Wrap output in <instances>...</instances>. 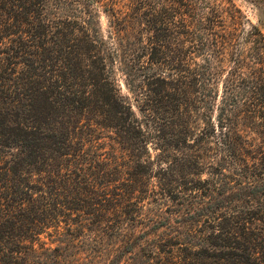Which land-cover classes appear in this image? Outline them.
I'll return each mask as SVG.
<instances>
[{
    "label": "trees",
    "instance_id": "16d2710c",
    "mask_svg": "<svg viewBox=\"0 0 264 264\" xmlns=\"http://www.w3.org/2000/svg\"><path fill=\"white\" fill-rule=\"evenodd\" d=\"M137 248L264 264V33L233 0H0V264Z\"/></svg>",
    "mask_w": 264,
    "mask_h": 264
},
{
    "label": "rangeland",
    "instance_id": "374dc122",
    "mask_svg": "<svg viewBox=\"0 0 264 264\" xmlns=\"http://www.w3.org/2000/svg\"><path fill=\"white\" fill-rule=\"evenodd\" d=\"M244 12V14L247 16V18L251 21V23L257 25L261 31L264 33V0H233ZM108 19L107 16L103 13L100 15V31L102 35L107 36L108 35ZM116 77H117V83L120 88V91L123 95L127 96L129 98V101L133 104V108L136 112L138 102L136 101L137 95L135 93H131L125 84V78L124 74L119 70L118 63L116 64ZM153 151V150H152ZM155 153V152H153ZM143 212V211H141ZM146 211L141 214L142 218L146 216ZM132 214H135L132 212ZM140 214V213H139ZM129 226H135L139 224L138 223H132V221L128 220L127 223ZM44 241L48 242V238L44 237L42 238ZM110 242V241H107ZM117 253H112L111 250L107 251L106 255H104V258L102 259V262L109 263L110 259H115L116 262H119V264H140L141 261H144V257L142 255V251L137 248L134 253L127 254V255H121L116 256Z\"/></svg>",
    "mask_w": 264,
    "mask_h": 264
}]
</instances>
